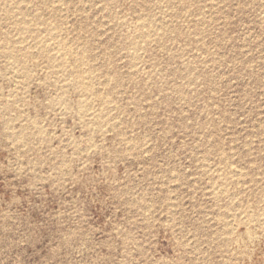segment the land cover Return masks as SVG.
<instances>
[{
    "label": "rangeland",
    "instance_id": "obj_1",
    "mask_svg": "<svg viewBox=\"0 0 264 264\" xmlns=\"http://www.w3.org/2000/svg\"><path fill=\"white\" fill-rule=\"evenodd\" d=\"M0 264H264V0H0Z\"/></svg>",
    "mask_w": 264,
    "mask_h": 264
}]
</instances>
